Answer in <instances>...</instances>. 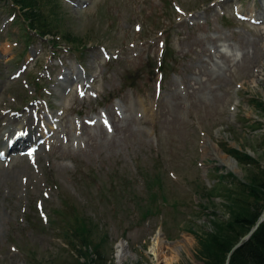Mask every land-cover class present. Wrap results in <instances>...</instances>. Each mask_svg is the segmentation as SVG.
<instances>
[{
  "label": "rangeland",
  "instance_id": "374dc122",
  "mask_svg": "<svg viewBox=\"0 0 264 264\" xmlns=\"http://www.w3.org/2000/svg\"><path fill=\"white\" fill-rule=\"evenodd\" d=\"M55 2L69 51L53 62L48 42L0 10V150L20 125L41 138L36 117L51 129L33 154L0 158V264H91L64 240L73 216L94 226L107 264H120L119 246L121 264H205L200 237L230 215L205 194L252 170L221 149L264 167L252 106L264 105V0ZM152 193L158 213L144 218L133 198L151 207Z\"/></svg>",
  "mask_w": 264,
  "mask_h": 264
},
{
  "label": "trees",
  "instance_id": "16d2710c",
  "mask_svg": "<svg viewBox=\"0 0 264 264\" xmlns=\"http://www.w3.org/2000/svg\"><path fill=\"white\" fill-rule=\"evenodd\" d=\"M8 2L9 0H0V8H2L1 5L9 8L10 11H15L18 8L20 18L30 32L36 31L40 38L46 34L52 36L60 34L56 26L59 18L57 17L55 0H11V5H7ZM60 38L69 44H73L72 41L74 40L70 38L69 34L62 35ZM79 46L81 50H84L85 45L80 42ZM77 49L79 48L75 47V50ZM252 104L264 116V105L254 100ZM222 150L226 155H230L238 166L249 167L252 170H246L244 180H238L232 174L218 176L216 185L205 194L208 203L211 202L209 199L212 197L224 199L230 212L225 221L214 218L215 221L212 223L214 231L209 235L204 234L203 237H200L201 251L199 253L205 259V264H225L227 255L232 251V248L253 229L264 211V167L261 168L259 162L244 151L238 152L228 147H224ZM151 195L153 199L150 203L153 206L146 208L141 207V204L134 201L132 197L137 213L138 210L142 211L143 215L146 216L144 218H152L153 214L158 213V206L155 204L157 196L154 193ZM89 226L87 218L82 219L73 216L72 224L67 222L65 226H62L66 236L64 240L68 245H71L80 258H87L88 263L107 264L104 260V251L99 246L96 247L91 238L94 226ZM76 243H78V247H76ZM89 251L93 252V258H90ZM231 256L228 264H264V222ZM75 263L82 264L79 263L78 259Z\"/></svg>",
  "mask_w": 264,
  "mask_h": 264
},
{
  "label": "bare ground",
  "instance_id": "6f19581e",
  "mask_svg": "<svg viewBox=\"0 0 264 264\" xmlns=\"http://www.w3.org/2000/svg\"><path fill=\"white\" fill-rule=\"evenodd\" d=\"M231 7V6H230ZM262 12V11H261ZM264 17V12L262 13V18ZM227 61V60H226ZM261 74V73H260ZM83 86H87L85 83H83V82H80ZM11 120V119H10ZM25 129H23L22 127H21V125H20V127L19 128H17L16 129V134H15V136L16 135H18V134H20L21 133V131H24ZM43 134H46V132H45V130H43ZM6 135V133H4L3 134V136H5ZM14 135L10 138L9 137V139L7 140V141H9L7 144H6V147L4 148V151H6V149L9 147V149H13L11 146L15 143V142H17V143H19L18 141H21V139L22 138H19V137H22V136H19V137H15ZM6 141V142H7ZM15 150V149H14ZM8 151V150H7ZM3 153H6L7 155L8 154H10V153H8V152H3ZM0 156H2V155H0ZM160 235L161 234H159V235H157L156 236V239H155V241H154V244H153V248H158L159 246H160V244H161V242H162V238L160 237ZM124 256H126V254H125V252H124V250H123V247L122 246H119V251H118V254H117V258H118V262L121 264V261L123 260V257Z\"/></svg>",
  "mask_w": 264,
  "mask_h": 264
},
{
  "label": "water",
  "instance_id": "95a60500",
  "mask_svg": "<svg viewBox=\"0 0 264 264\" xmlns=\"http://www.w3.org/2000/svg\"><path fill=\"white\" fill-rule=\"evenodd\" d=\"M263 220H264V213L262 217L258 220V223L255 225V227H253V229L249 232V234L246 237H244L242 241H240L234 249L240 247L241 246L240 244L243 242V240H247L248 238H250L253 235V232L257 229V227L263 222ZM227 257L228 259L226 263H228L230 259L229 255Z\"/></svg>",
  "mask_w": 264,
  "mask_h": 264
}]
</instances>
